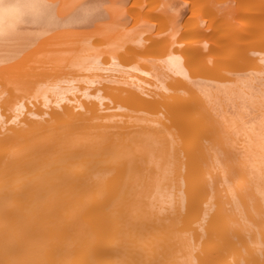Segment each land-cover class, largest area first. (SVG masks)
<instances>
[{
  "label": "bare ground",
  "instance_id": "1",
  "mask_svg": "<svg viewBox=\"0 0 264 264\" xmlns=\"http://www.w3.org/2000/svg\"><path fill=\"white\" fill-rule=\"evenodd\" d=\"M0 264H264V0L10 22Z\"/></svg>",
  "mask_w": 264,
  "mask_h": 264
},
{
  "label": "clouds",
  "instance_id": "2",
  "mask_svg": "<svg viewBox=\"0 0 264 264\" xmlns=\"http://www.w3.org/2000/svg\"><path fill=\"white\" fill-rule=\"evenodd\" d=\"M41 11V0H0V35L9 23L19 25L26 14L38 16Z\"/></svg>",
  "mask_w": 264,
  "mask_h": 264
}]
</instances>
